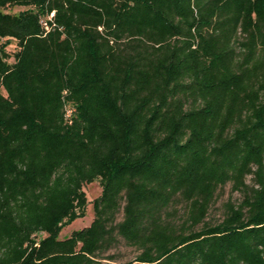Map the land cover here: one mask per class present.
I'll list each match as a JSON object with an SVG mask.
<instances>
[{"label":"trees","instance_id":"trees-1","mask_svg":"<svg viewBox=\"0 0 264 264\" xmlns=\"http://www.w3.org/2000/svg\"><path fill=\"white\" fill-rule=\"evenodd\" d=\"M116 236L127 264H264V0H0V264H108Z\"/></svg>","mask_w":264,"mask_h":264},{"label":"rangeland","instance_id":"rangeland-1","mask_svg":"<svg viewBox=\"0 0 264 264\" xmlns=\"http://www.w3.org/2000/svg\"><path fill=\"white\" fill-rule=\"evenodd\" d=\"M24 9L25 8L23 7H10L5 9L4 12L17 14ZM6 50L12 54L16 50L15 42L12 41L11 44L6 48ZM9 62H12V59H10ZM246 185L248 186V188L254 185L252 176H248L246 178ZM83 191L85 192L87 200L84 216L81 218H77L71 223L65 225L59 233V238H65L71 233V231L86 227L91 223L93 219L92 201L100 195V187L98 185V182L84 185ZM243 197L244 191L241 192L233 189L231 183H226L223 186H219L215 191L213 200L203 222L199 224L195 229L199 230L205 225H215L221 222L225 215L226 205L228 203H231L237 206L243 200ZM187 208L188 205L184 200H182L179 196L175 197L169 207L163 213L165 222L169 223L175 229L179 230L180 226L185 222ZM121 219L122 207L118 214L117 222H119ZM116 237L117 241L110 247L104 249V251L99 254L98 259L102 263L108 264L131 263L139 254V251L136 248L129 246L121 237Z\"/></svg>","mask_w":264,"mask_h":264},{"label":"built area","instance_id":"built-area-1","mask_svg":"<svg viewBox=\"0 0 264 264\" xmlns=\"http://www.w3.org/2000/svg\"><path fill=\"white\" fill-rule=\"evenodd\" d=\"M52 16H53V13H50L46 19L45 18L41 19V22L45 26V29H48L46 26L45 20H50L52 18Z\"/></svg>","mask_w":264,"mask_h":264}]
</instances>
